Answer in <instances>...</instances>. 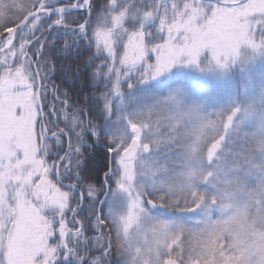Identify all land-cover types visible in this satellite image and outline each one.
Instances as JSON below:
<instances>
[{
	"label": "snow or ice",
	"instance_id": "obj_1",
	"mask_svg": "<svg viewBox=\"0 0 264 264\" xmlns=\"http://www.w3.org/2000/svg\"><path fill=\"white\" fill-rule=\"evenodd\" d=\"M61 28L74 87L50 91L52 65L26 57ZM258 61L264 0H0V264H264V91L245 104L200 78Z\"/></svg>",
	"mask_w": 264,
	"mask_h": 264
},
{
	"label": "rangeland",
	"instance_id": "obj_2",
	"mask_svg": "<svg viewBox=\"0 0 264 264\" xmlns=\"http://www.w3.org/2000/svg\"><path fill=\"white\" fill-rule=\"evenodd\" d=\"M87 15H88L87 13H83V14H70V15H66V16L68 17L69 21H71L73 18L79 19L81 16H87ZM75 26H76L75 24L71 25V27H75ZM37 35L39 36L40 33H37ZM47 35H48V32H47V30H45V36L41 38V43L43 44L42 51L46 55L45 56H33L32 51H35V48H33L32 51L29 52L28 57H26V58H30L32 60H45V59H47L49 61V63L52 65L53 60L51 59V57H52L51 56V54H52L51 50H54V52H56V51H55V49L51 48L50 45L55 44L56 49H63L65 44L71 43V39H72L71 34L67 31H65L63 28H61L59 30H53L51 32V34L48 35V40L45 41V37ZM146 43H147V41H146ZM92 50L95 51L94 45H93ZM118 53L122 54V50L118 49ZM41 68L46 72L52 73L50 80H44L43 81V83L47 85V87L50 91H54L56 89L66 90L65 88H61V87L59 88L58 83H56L53 80L54 75H55L54 74L55 68L53 66L51 68H47L42 64ZM189 71L193 75H199V71L195 68L189 69ZM62 76L66 80L65 82H67L69 80L71 83V79H69L70 78L69 76H66L65 74H63ZM200 78L216 81L217 83H219L223 86L224 92L226 93V95L228 97L235 98L238 95L239 99L242 102H244L245 104H247L252 98L259 96L261 91H264V62L258 61L256 63L252 64L251 66L247 67L245 70H241V69L237 68V69L232 70L223 76L218 71L214 70L212 72H206L205 75L201 76ZM54 86H55V89H54ZM244 89H246V92L244 91ZM133 94H138V93H133ZM57 95L59 96L58 92H57ZM63 99H64L63 96H59V100H63ZM41 103L43 105H45V107L43 108L44 113H48L50 111L49 107H47V105L50 103H55L56 108L57 109L60 108L59 101H53V97L51 94H48L46 100H44L42 98ZM216 110H218V109H210V111H216ZM63 119H64V116H63L62 110L60 113L53 114V115L48 117L49 121L50 120L62 121ZM160 120H161V127L159 130V133L156 134L155 138L161 141L160 147L164 148L168 143L167 132H166V129H168V124L162 117L160 118ZM39 123H45V124H47L48 128H51L53 131H58L57 126L48 123V121H39V118H38V127H39ZM58 127L64 128L65 125H64V123H59ZM248 131H250V129H245V132H248ZM243 136H244V133H242L241 137L238 138L240 143H244ZM72 140H73V143H75L74 137L72 138ZM47 143H49V145H53L54 147H59V145L55 143L54 138L52 137L51 133H49ZM63 146H64L65 150H67V142H65ZM61 155H63V152H61ZM255 159L257 161L260 160V155L258 153L255 154ZM146 163L148 164V167H146L144 169V180H145V182H147L149 184V186H151V183H155L158 181L159 173L152 168V161L151 160L147 161ZM63 173H64V168L61 167L59 169L58 175L57 176H51L50 178H52L55 181L58 178H62ZM63 184L65 185L63 190H68L66 187L67 185L78 184V181H76L74 178L73 179H65V180H63ZM79 188H80V193L77 195V198L78 199L83 198L85 200V202H87V198H86L87 193L85 192L84 185L80 184ZM67 215H68V218L70 219L71 213H68ZM70 227H71V225H70ZM91 235H92L91 233H89L87 230H85L84 231V239L81 241V243L87 244L88 238ZM54 239H55V237H54ZM89 251L95 252V254L97 256H99V254H100L99 251L96 250L94 243L89 246Z\"/></svg>",
	"mask_w": 264,
	"mask_h": 264
},
{
	"label": "trees",
	"instance_id": "obj_3",
	"mask_svg": "<svg viewBox=\"0 0 264 264\" xmlns=\"http://www.w3.org/2000/svg\"><path fill=\"white\" fill-rule=\"evenodd\" d=\"M172 2H174V0H156L157 4L163 3V4H166L168 6H170V4ZM175 2L179 3V2H181V0H175ZM149 3H151V0H149ZM161 11H162V9H161ZM74 14H77V13H74ZM78 14H80V13H78ZM156 42H160V41L157 40ZM93 52L94 51L92 50V51L86 52L84 55L85 56H91L93 54ZM51 53H52L51 54V56H52L51 59L53 60L52 66L55 68V72H54L55 75H54L53 80L56 83H58L59 88L60 87L61 88H65L67 90L70 87H74V82L73 81H71V83H70L69 80L67 82H65L66 80L62 76L64 73L61 71L62 67L67 66L68 64L73 62L72 58L69 57L66 53H65L64 57L61 58L59 52H54V50H51ZM69 79H71V78H69ZM69 95L75 101H77L79 103V96L78 95L74 94L73 92H70ZM81 106H83V105L81 104ZM99 166L103 167V160L102 159L99 161Z\"/></svg>",
	"mask_w": 264,
	"mask_h": 264
},
{
	"label": "water",
	"instance_id": "obj_4",
	"mask_svg": "<svg viewBox=\"0 0 264 264\" xmlns=\"http://www.w3.org/2000/svg\"><path fill=\"white\" fill-rule=\"evenodd\" d=\"M72 11H77V10H72ZM79 12H83L82 10H79Z\"/></svg>",
	"mask_w": 264,
	"mask_h": 264
}]
</instances>
